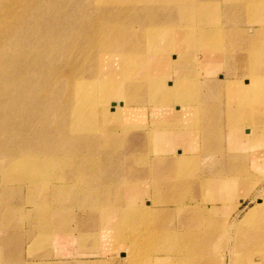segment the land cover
Here are the masks:
<instances>
[{
  "label": "bare ground",
  "instance_id": "1",
  "mask_svg": "<svg viewBox=\"0 0 264 264\" xmlns=\"http://www.w3.org/2000/svg\"><path fill=\"white\" fill-rule=\"evenodd\" d=\"M133 134L145 147L126 153ZM225 140L237 162L201 174L193 155L228 158ZM141 211L177 214L139 242L169 240L165 264H212L229 229L264 264V0H0V264H76L26 263L24 242L59 244L75 219L107 240Z\"/></svg>",
  "mask_w": 264,
  "mask_h": 264
},
{
  "label": "rangeland",
  "instance_id": "2",
  "mask_svg": "<svg viewBox=\"0 0 264 264\" xmlns=\"http://www.w3.org/2000/svg\"><path fill=\"white\" fill-rule=\"evenodd\" d=\"M247 29H251L254 27V25L246 24L244 25ZM232 69L231 67L223 68L222 70H218V68H212L207 71L199 70L197 72L198 80L201 81L206 73H217L214 77V80L212 82H206L205 80L202 81L201 85L205 86H213L216 87L219 84H222L223 81L227 82L230 80L235 79L234 75H232ZM220 73V74H219ZM221 76V78H220ZM219 92V91H218ZM205 97H209L211 103L215 102V104L220 103V99L217 101V97L219 94L216 90L209 92L204 91ZM215 96V97H214ZM215 98V99H214ZM216 100V101H215ZM223 102V100L221 101ZM224 103V102H223ZM221 104V103H220ZM221 119V118H220ZM242 131L234 133L231 135V141L238 140L236 137L241 134ZM140 135L143 136V133L139 132ZM133 134L130 137L129 143L127 144L126 153L133 152L137 149L142 150L145 147L144 140L142 139V136L140 138H137ZM214 133H211L210 136H214ZM222 138L223 136L220 135ZM106 139V136H104ZM232 142H229L227 140L224 141V154L226 156H229L228 158H223L220 156H216L213 159H199L198 155H193L196 157L195 160H199L200 163V172L203 174V172L209 176H213L215 173H217L220 170H226L232 166V163L237 162V158L233 159L232 151H230V147L234 145ZM243 142L240 143V147L243 146ZM227 145V146H226ZM204 146H202L201 150H199V154L203 155L204 152ZM229 147V148H228ZM107 149V146L104 147V150ZM228 149V151H227ZM203 160V161H201ZM201 161V162H200ZM235 161V162H234ZM59 161H55L54 164H59ZM204 169V170H203ZM141 172V171H140ZM129 173V171H128ZM136 173H139L138 171ZM143 176V175H141ZM138 175L132 174V179L136 181L138 177H141ZM172 175L170 173L166 174V177H163V179H167L168 181H172ZM215 184V183H214ZM214 184L211 183L210 186L214 187ZM144 190L146 192H150V188L147 185H144ZM197 195V194H196ZM198 200H200L201 196H197ZM138 205V203H136ZM256 205V199L255 194L248 198L243 206L240 208L238 215H236L234 218L240 219L242 218L249 210H251ZM135 207V206H134ZM140 209L139 207H136ZM142 210V209H140ZM245 213V214H244ZM233 214V213H232ZM51 214L49 212H44L43 217L50 216ZM175 214L172 219L165 216L158 218L157 216L151 215L147 211H141L139 213H136L134 216L136 218L140 217L141 222L138 221L137 223H125L121 222L116 229L113 231L112 235L109 236V238H104L103 235L98 230V227L95 228L94 231L90 232L89 234H82L81 231H79V226L81 225V222L75 219V221H70V226H72L73 236L72 232H70V235L67 236L69 239H66L64 236L59 237L58 243H56L54 240L50 239L48 240V243L43 247H33V251L31 250L30 241L25 240L24 242V252H23V260L26 263H30L33 260L36 259V255L40 256L48 251L57 254L55 255L52 260L54 262H70L76 264H82L84 263H90V264H165V258L166 256L174 255V257L178 258L179 252H171L170 254L168 252V248L170 247V242L167 239H164L162 248L159 249V245L153 244L151 241H145L141 242V236H144L148 233L149 230L152 231L154 234V237H157V234L155 233V228L157 226H161L160 229L162 230L163 227L168 229L167 226L173 225V227L176 225L178 217ZM213 225H209L205 228L204 231H208V229L213 228L215 231L216 229H219L217 225L212 223ZM167 225V226H166ZM217 227V228H215ZM91 227L90 229H92ZM222 232L221 228L218 230ZM121 232L122 236L120 238L114 237L117 233ZM234 230L229 229L228 233L229 235H225L222 237L221 241H214L217 245V248L214 249L213 255L211 258L212 264H238L244 262V258H246V262L248 264H256L258 262V255H255V253L251 254L247 249L236 251L235 245V238H234ZM0 234V239H1ZM7 237V236H5ZM81 238L83 239L84 243L82 245H79L77 242V239ZM227 238V240H226ZM100 239V240H99ZM230 240V241H229ZM179 241L182 243L180 237H177V239L174 240ZM106 242V244H105ZM113 242V244H112ZM226 242V243H225ZM66 243V244H62ZM235 244V245H234ZM216 247V246H215ZM154 249V250H153ZM61 250V251H60ZM234 252V253H233ZM242 253V254H241ZM155 254V255H154ZM257 254V253H256ZM215 255V257H214ZM246 255V256H245ZM147 256V257H146ZM150 256V257H149ZM158 256L160 259L158 261L151 259L152 257ZM234 256V257H233ZM179 259V258H178ZM215 259V263H214ZM235 259V260H234ZM241 259V260H240ZM218 261V262H217ZM235 261V262H234Z\"/></svg>",
  "mask_w": 264,
  "mask_h": 264
}]
</instances>
